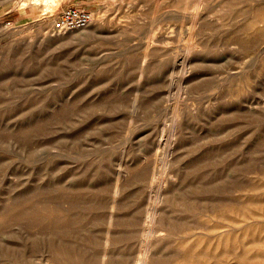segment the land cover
Instances as JSON below:
<instances>
[{
	"label": "rangeland",
	"instance_id": "obj_1",
	"mask_svg": "<svg viewBox=\"0 0 264 264\" xmlns=\"http://www.w3.org/2000/svg\"><path fill=\"white\" fill-rule=\"evenodd\" d=\"M70 7L102 27L55 31ZM173 190L193 201L176 223L195 236L165 241L160 264L221 230L228 264L235 247L264 264V0H0V264H62L55 239L68 264H100L109 227L112 259L137 264ZM53 196L70 222L56 235Z\"/></svg>",
	"mask_w": 264,
	"mask_h": 264
},
{
	"label": "bare ground",
	"instance_id": "obj_2",
	"mask_svg": "<svg viewBox=\"0 0 264 264\" xmlns=\"http://www.w3.org/2000/svg\"><path fill=\"white\" fill-rule=\"evenodd\" d=\"M41 1H43L45 5H50V6H53L58 2V0H41ZM93 19L94 20L89 24V25L92 24L91 25L92 28L91 30H89V34L95 32L98 28L102 27L103 25L102 23L103 20L101 19L100 15L95 14ZM147 56L148 55H146L145 58ZM144 72H145V67L142 68L141 75H143ZM179 113L180 111L177 110L175 115L177 116ZM254 174H256V172ZM120 180H121V173L117 175L116 192H118L120 188V184H119ZM258 188H259V184L254 182L252 184L251 189L257 190ZM235 192H236V199H234L233 202L235 208L234 210L236 211L237 215L240 217L236 219L235 223L239 224L240 221H242L243 212L245 208L244 188L238 184ZM176 193H179V190H173V193L171 192L172 194L171 197H167L164 200H162V198L158 199L159 202L161 201L162 206L154 207L151 210L149 214V219H150L149 227L143 231V236L145 237L144 239L145 246L141 250V256L139 257L137 264H160V262L157 261L155 256L160 252L161 250L160 247L165 241L170 242L171 239L175 238L176 236H180L181 233L184 232L186 233L188 231L190 232L187 236L188 238H190L191 236L192 237L195 236L194 234H192L190 227L187 226L184 228V225L180 226L176 223V218L179 221L182 218L181 214H184L186 210L180 208L179 205L181 204L182 207L185 204L189 206V202H190L189 200L187 201V199L183 200V194L181 195V192H180V196H177ZM189 199L191 198L189 197ZM51 201L52 204L51 207H49L50 210L49 212L47 211V213L49 214L45 212L47 214L46 215L47 219H44V221L45 220L48 221L49 226H51L50 229H52L51 232H53L52 234L56 235L60 229L66 226V224L68 223V219L61 218V214L57 210V205H56L57 197L53 196ZM215 201L212 202H215L217 211L214 210L211 211V214L209 216L220 217L222 226H218L217 227L218 229V228H222L224 226L223 224L225 223V221L228 220L227 212L229 209V201H227L222 197L216 199ZM191 202L193 203L192 200ZM257 202L258 201L253 199L250 203L254 205V204H258ZM189 207H191V204ZM111 209L112 211L108 215L109 226L113 225V222L116 219V215L114 213L115 201H113ZM110 237H111V233L109 227L105 238V248L102 254V262L100 264H125V260L121 262L119 261V263H117L112 259V254L109 249L110 239H111ZM229 239L230 236L225 230H221L219 232L218 238L216 239L215 242L212 240L211 233H208L207 237L197 236L196 238L189 241L188 240L186 241L185 239L186 242H183V244L181 245L183 255L180 257L178 264H228V257L230 255ZM262 247H264V244H262ZM51 249L53 251L54 257H56V259L62 264H68L69 259L73 258L71 256L69 257L70 251H67V249L60 247L56 239L55 241L52 240ZM232 252L233 253H231V255L235 259L236 264H249L255 261L253 257H249L248 253H246L247 250L242 249V247H237V248L235 247V250H232ZM72 260L74 259H70V261Z\"/></svg>",
	"mask_w": 264,
	"mask_h": 264
},
{
	"label": "built area",
	"instance_id": "obj_3",
	"mask_svg": "<svg viewBox=\"0 0 264 264\" xmlns=\"http://www.w3.org/2000/svg\"><path fill=\"white\" fill-rule=\"evenodd\" d=\"M93 20V15L86 10L75 7L66 9L53 23L57 32H67L87 27Z\"/></svg>",
	"mask_w": 264,
	"mask_h": 264
}]
</instances>
